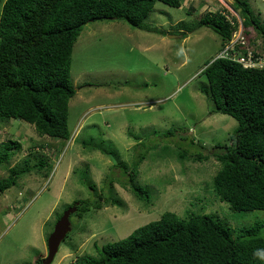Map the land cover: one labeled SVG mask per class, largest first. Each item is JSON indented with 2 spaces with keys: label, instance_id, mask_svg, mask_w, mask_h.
<instances>
[{
  "label": "rangeland",
  "instance_id": "1",
  "mask_svg": "<svg viewBox=\"0 0 264 264\" xmlns=\"http://www.w3.org/2000/svg\"><path fill=\"white\" fill-rule=\"evenodd\" d=\"M232 1L182 0L180 7L157 1L139 27L123 19L83 26L72 51L69 139L41 136L21 119L0 122V141L13 139L21 146L8 165H0V178L8 167L21 165L30 150L37 151L31 163L43 153L51 165L48 175L45 168L31 170L0 195V264H36L37 257L47 255L55 214L73 201H105L112 197L110 188L120 203L69 217L71 230L50 264L94 255L95 243L120 240L166 211L181 218L211 215L234 237L253 226L252 234L264 236V210H234L212 188L219 162L208 152L233 132L237 120L213 111L212 99L199 89L208 87L202 70L223 45L211 29L198 28V21L205 13L232 7ZM247 1L264 20V0ZM231 15L241 18L235 10ZM245 31L260 43L253 27ZM170 128L174 134L164 135ZM188 136L194 138L191 145ZM89 138L106 153L84 147ZM199 141L204 148L196 145ZM181 149L188 158L178 156ZM197 152L208 158L194 161ZM139 157L136 179L147 191V203L137 200L116 164L119 159L130 168ZM84 172L94 190L79 182Z\"/></svg>",
  "mask_w": 264,
  "mask_h": 264
},
{
  "label": "trees",
  "instance_id": "2",
  "mask_svg": "<svg viewBox=\"0 0 264 264\" xmlns=\"http://www.w3.org/2000/svg\"><path fill=\"white\" fill-rule=\"evenodd\" d=\"M157 1L173 7L182 4V0H0V122L21 119L41 136L69 139V101L75 95L72 51L83 26L90 21L123 19L139 27ZM232 7L243 26L253 27L260 37L255 44L256 38H249L245 31L249 44L264 50V20L254 14L247 0H233ZM198 24L217 34L221 45L234 29L218 10L203 14ZM202 73L208 87L199 89L212 99V110L237 120L233 132L208 152L219 162L213 192L234 210H264V68H244L237 61L217 57ZM173 134V128L164 133ZM186 140L188 145L195 142L190 136ZM82 145L106 153L93 138ZM196 145L204 148L200 141ZM20 148L16 140L0 141V165H8ZM36 152L30 150L21 165L8 167V174L0 178V195L31 170L45 168L44 175H48L51 165L43 153L31 163ZM187 153L181 149L178 156L188 158ZM191 157L194 161L208 158L202 152ZM142 160L139 157L130 168L119 159L116 164L123 167L126 184L137 200L147 203V191L136 179ZM84 173L79 182L94 190ZM110 193L112 197L105 201L64 205L55 214L56 220L73 205L76 210L70 217L80 218L89 207L119 204L112 188ZM256 228L243 229L234 237L211 215L187 213L181 218L166 211L120 240L101 247L95 243L96 254L79 256L72 264H264V236L252 234ZM35 263L42 264V258L37 257Z\"/></svg>",
  "mask_w": 264,
  "mask_h": 264
},
{
  "label": "built area",
  "instance_id": "3",
  "mask_svg": "<svg viewBox=\"0 0 264 264\" xmlns=\"http://www.w3.org/2000/svg\"><path fill=\"white\" fill-rule=\"evenodd\" d=\"M220 13L234 29L231 37L224 42L218 57L237 61L244 68H264V50L259 45L249 44L241 18L231 15L234 9L228 5ZM238 31L240 33L236 34Z\"/></svg>",
  "mask_w": 264,
  "mask_h": 264
},
{
  "label": "water",
  "instance_id": "4",
  "mask_svg": "<svg viewBox=\"0 0 264 264\" xmlns=\"http://www.w3.org/2000/svg\"><path fill=\"white\" fill-rule=\"evenodd\" d=\"M172 37H175L174 35ZM76 210L75 205L68 207L62 215L56 220L53 230L47 239V255L42 258V264H50L62 240L65 239L67 233L71 230L69 216Z\"/></svg>",
  "mask_w": 264,
  "mask_h": 264
},
{
  "label": "clouds",
  "instance_id": "5",
  "mask_svg": "<svg viewBox=\"0 0 264 264\" xmlns=\"http://www.w3.org/2000/svg\"><path fill=\"white\" fill-rule=\"evenodd\" d=\"M218 10V12L220 13V9H217ZM236 11V10H235ZM220 15H221V13H220ZM240 16V15H239ZM219 55V54H218ZM218 55H217V57H218ZM217 57H215V58H217ZM70 217V216H69Z\"/></svg>",
  "mask_w": 264,
  "mask_h": 264
}]
</instances>
